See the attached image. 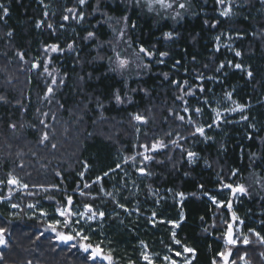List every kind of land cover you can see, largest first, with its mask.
<instances>
[{
  "label": "trees",
  "instance_id": "obj_1",
  "mask_svg": "<svg viewBox=\"0 0 264 264\" xmlns=\"http://www.w3.org/2000/svg\"><path fill=\"white\" fill-rule=\"evenodd\" d=\"M231 1L236 7L233 18L219 17L215 0H193V15L173 23L157 22L134 8L129 12L119 0H89L84 25L72 23L63 31L58 24L73 0H0L8 10L4 16L0 9V198L4 200L0 228L7 229L8 242L0 248V264H105L87 260L79 240L77 247L56 243V236L45 231L49 219L30 215V204L54 214L67 203V196L80 209L89 204L105 213L84 233L90 240L81 242L111 250L117 264H143L141 249L158 262L174 259L170 253L184 247L194 249L191 264H213V260L220 264L218 253L226 250L220 221L230 219L234 224L233 213L243 222L245 233L253 229L264 236V195L243 196L239 202L224 198L232 193L223 185H239L252 171L264 183V0ZM96 6L99 16L92 17ZM126 15L132 46L136 50L143 46L156 59L148 73L129 86L109 71L111 33L104 20ZM88 32L95 36L86 39ZM166 32L173 38L166 40ZM219 44L225 47L217 51ZM51 45L64 52L55 62L66 78L52 103L43 101L49 85L39 70L43 49ZM161 52L168 53L167 64L159 66ZM222 63L224 67L216 71ZM198 76L203 77L202 84L197 83ZM184 81L199 88L188 100L194 118L188 126L175 122L184 101L177 97L188 93ZM117 93L121 106L115 100ZM226 93L243 110L229 122L215 124L206 106L225 102ZM196 108L202 115H196ZM136 114L148 118L138 134L141 141L130 124ZM45 124L50 138L41 145ZM196 127H203L204 135L190 138ZM164 135L190 140L183 144V153L169 149L149 164L143 162L149 174H141L140 160H131L140 143ZM50 140L49 146L41 147ZM187 151L196 154L193 163L186 160ZM10 175L27 190L20 192L17 184L12 188ZM81 191L91 198L80 196ZM212 198L222 204L220 209ZM253 242L229 263L244 264L243 254L249 264H264L260 255L264 245Z\"/></svg>",
  "mask_w": 264,
  "mask_h": 264
},
{
  "label": "rangeland",
  "instance_id": "obj_2",
  "mask_svg": "<svg viewBox=\"0 0 264 264\" xmlns=\"http://www.w3.org/2000/svg\"><path fill=\"white\" fill-rule=\"evenodd\" d=\"M192 1L193 0H166V3H171L172 7L171 8H164L159 3H156L155 0H139V3H137V0H119V2L125 3L126 8L128 9L127 11H129V12H130V10H133V8H134L135 10L139 11L142 15H147V16H149L150 18H152L153 20H155L157 22L170 20L173 23L181 22L185 17H187L189 15H193L194 12H193L192 7H191ZM215 1L217 2V0H215ZM88 2H89V0H86V3L84 5H80L79 4V0H73V4L67 6L66 8L75 10L76 19H73V13H70V12L67 11V9H65L63 17L67 15L69 17V19L68 20H64L62 18L60 24H58L59 27H60V30H63V31L65 30L66 31L67 28H70L72 26V23H75L79 27L84 25L85 17L87 15V14H85V10L87 8ZM150 2H151V10H149V3ZM181 3H184L186 5V7L183 8V9L179 8V5ZM229 6L231 7L230 14L228 16H222L221 12L224 11ZM95 9L96 10L94 11V15H92V17L93 16H99L98 6H96ZM235 10H236V7L233 6V2L231 0H225L224 4H218L217 3V12H218L217 14L222 19L233 18V16L235 15ZM177 12L180 13L179 16H176ZM80 13H83V16H84L83 20H79ZM126 16L128 17V15H126ZM92 17L90 18V20H92ZM173 17H175V19ZM106 18L107 19H104V20L108 24V28H109L110 33H111V39H110L109 43L107 44V47H109L110 52H111V56L110 57L112 58L111 60L108 59L109 71L111 73H114L115 75H117L120 79L125 80L126 86H129L130 82L138 81L141 78H143V76L148 73L150 64L155 63L156 59H155L154 56L147 57L143 53H140L139 58L135 55V53L139 52V49L136 50L132 46L131 39H130L131 37L129 35V30H128V26H127L128 23H127V25H125V22L122 19L123 17H120L119 19L111 17L112 18L111 20H109L108 17H106ZM44 19H45V21H48L47 14L44 17ZM113 29H115V31H113ZM121 29L125 30L124 31V36H123L122 39L119 38V32H120ZM129 44L131 45V47H129ZM71 45H72V48H73V44H71ZM220 47L224 48L225 46H222V45L219 44V46H217V48L219 49ZM113 48H115V50L120 53L122 58H126V59H128L130 61V63L128 64V66L126 68L117 69L116 56H115V52L113 51ZM45 49H48V51H45ZM66 52L70 53L71 51L68 48ZM63 54H64V52L61 51L60 49L58 51H56V52H52L50 50V47H47V48L43 49L42 64L39 67V70H41L42 78L44 79L45 84L49 85V86L51 85L52 88H53V93L48 96V99H43L44 102H51L52 103V100L54 99L56 94H58V91L60 89H63V87H64V85L66 83V78L60 74V71H59V68L57 66V63L55 62V58L57 56H62ZM166 59H167L166 56L165 57H161L160 56L159 57V61L163 60V63H158V65L162 66L163 64H167L166 63L167 62ZM45 64H47L49 72L52 73L51 76L48 75V73H46L44 71ZM143 65H148V67H144ZM53 78H55L56 81H57L56 84H54V85L52 84ZM202 82H203L202 79H197V83L202 84ZM190 86L191 85H189V84L185 85V88H184L185 92L186 91H188V92L191 91L193 94L192 95H188V94L183 95L184 101H183V105H182V111L178 112L176 114L175 122L181 124L182 126L185 125V124H187V126H188V124H189L188 123V119L189 118H191V120H194L193 116L190 115V109H189L188 112H184L183 111V109L185 107L188 108V100L194 98L196 90L199 89L197 87V85L192 87V88ZM182 94L183 93H181V95ZM126 101H128V100H126ZM185 101H186V103H185ZM233 103L234 102H233L232 98L231 99L227 98V100L225 102H218L214 106L211 105V104H208L206 106V109H207L208 113L212 114L213 119L216 121L215 124L227 123V122H229V120H231V118H233V116L235 114L241 112V110L239 108H237V106H235ZM119 104H120L119 106H121V103H119ZM129 104H131V103H128L127 105H129ZM214 109L216 111L220 112V116H218V117L216 116V112L213 111ZM233 109H236V110L233 111ZM177 115L184 116L185 120L184 121H180L179 119H177ZM196 115L200 116L202 114L201 113L200 114L196 113ZM133 116L134 115H132L131 118H130V120L132 122V123L130 122V124H133V127H132L133 130L137 129L136 130V134H137L138 139L141 141V137L138 134H140L142 132V130H143L142 128H145L147 126V123L135 121L132 118ZM141 116H143V115H141ZM143 117H145V116H143ZM145 118L147 119V122H148V118L147 117H145ZM125 125L130 126V125L126 124V123H125ZM127 126H126V128L129 129V127H127ZM44 128H45V133H47L48 138H50V134L48 132V128H49L48 125L45 124ZM198 135H200V134L196 133L195 135H192L190 138H193L194 136H198ZM165 137L166 136L164 135L161 138L155 139L154 141L153 140H149L146 143L145 142L140 143V146L142 145L141 148L138 149L136 155L134 156V159H131V160L133 161L135 159H139L140 160V166H142L143 162L146 163V164H149L150 161L153 160V157L155 155H157L159 153H162V152H166L169 149H174V151H178V152H182L183 153L184 150H185L183 144H185L187 141L190 140V138H187V137L182 138L180 135H176L174 137H170V138H166V139H165ZM173 140L178 141V145L179 146L173 145L171 143ZM45 141L46 140H44L43 143ZM158 141H163V143L165 145H167V146L166 147H158L155 151L151 150L152 149V145L154 143L158 142ZM43 143H41V145H43ZM50 144H51V140L45 146H41V147H46V146H49ZM144 145L148 146V149H149L148 151H145V148L143 147ZM188 152L189 151L185 152L186 160H188L190 163H193L197 159V157L195 156L190 161V159L188 157ZM144 156H150V157H152V159L145 160ZM141 168H143V166ZM241 184L244 185L248 189V193L246 195L239 194V193L233 194L231 189H228L232 194L231 195H225L224 198L228 199L229 197H231L232 199L236 200V202H239L240 199L243 196H247V197H251V196L262 197L264 195V183H263V180L261 179L259 174L256 173L255 171H252L250 175H248L246 178H244V180L242 181ZM17 185H19L21 187V188L18 189L19 191L21 190L20 192H23V191L27 190L26 188L22 187L21 183H19ZM10 186L12 187L13 185H10ZM37 190H42V189L38 188ZM86 196L87 195H84L83 198H85ZM86 198H91V197H86ZM2 201H4V200L0 198V203H2ZM210 201L214 205H218V203H214L213 200H210ZM219 204H220V206L219 207L217 206V207L220 209L222 204L221 203H219ZM66 205H67V203L64 206H61V208L65 207ZM231 208H232V206H231ZM16 210H18V209L16 208ZM42 211L46 212L48 214L47 216H44L45 220L49 219L48 225L50 223H52L53 221H55V220H63V217H60L57 214V212H55L54 214H51V213H49L48 209L44 208V207L40 208V207L35 206L34 208H31L30 209V215L37 216L39 214L41 216V212ZM72 211H74V212H83L84 209H80L78 206H74L72 204ZM112 214L116 215L117 213H116V211H114V212H112ZM128 214H131V213L127 212L126 215H128ZM102 219L97 217L95 220L88 222L85 219H81L79 216H73L72 217L73 221L80 220V223L79 224H74L73 227H75L76 229H83V232L85 233V232H87V228L92 227V224H97ZM220 224H223L220 229L222 230L221 234L223 235L222 236V241H224V245H225V248H226L225 251H227L229 249L231 250L230 257L238 255V252H240V250L243 247L252 246V244H254L253 239H255L257 241L256 235L254 233H245L244 230L242 229L243 222L241 223L240 220L235 219L234 227H233V238L237 240V244L235 246L226 245L225 244V233L227 232L228 225L231 224V221H230V219H223L222 218L221 221H220ZM48 225L45 226V231L52 232L51 230H48ZM178 225L179 224H176V226H178ZM214 226H215V224H213V227ZM58 230L62 231V232H65V233H68V232L70 233L71 232L70 228H63L62 226L59 227ZM53 235L56 236L55 233ZM244 236H247L249 238V240L251 241L247 245H245L242 242ZM56 243H61V244L65 245V243H62V242H60L57 239H56ZM79 243H83V242L79 241ZM1 247H3V246H0V248ZM142 252L146 253L152 259L153 264H171L172 261H176L177 264H187V261H191L192 262V260H193L192 252L185 253L183 250L182 251H178L177 250L175 252L170 253V256L171 255L174 256V259L171 258L169 260H165L164 259L165 257H164L163 259H161V262L156 261L157 259H155L154 256H151L149 254L148 250L141 249L140 250V254ZM177 252H181L182 255L177 256L176 255ZM242 256H243V254H242ZM242 262L244 264H249L248 262L245 261V257H244V260ZM142 263L143 264H147V262L144 259H142ZM220 264H223V258L221 259V263ZM229 264H231V262Z\"/></svg>",
  "mask_w": 264,
  "mask_h": 264
},
{
  "label": "snow or ice",
  "instance_id": "obj_3",
  "mask_svg": "<svg viewBox=\"0 0 264 264\" xmlns=\"http://www.w3.org/2000/svg\"><path fill=\"white\" fill-rule=\"evenodd\" d=\"M155 2L156 3H159L164 8H171L172 7V4L171 3H166V0H155ZM85 3H86V0H79V4L80 5H84ZM137 3H139V0H137ZM217 3L218 4H224L225 3V0H217ZM185 7H186V5L184 3H181L179 5V8H181V9H183ZM0 9H2L4 16H6L8 14L7 8H4L3 5H0ZM149 10H151V2L149 3ZM67 11L70 12V13H73V19H76V15H75V10L74 9H67ZM230 12H231V7L229 6L224 11L221 12V15L222 16H228L230 14ZM179 15H180V13L177 12L176 13V16H179ZM0 18H3V17H0ZM173 18L175 19V17H173ZM63 19L64 20H68L69 17L66 15V16L63 17ZM83 19H84L83 13H80L79 20H83ZM108 19L111 20L112 18L111 17H108ZM122 19L124 20L125 25H127L128 17L125 16ZM205 23H207V21ZM48 26L50 28L52 27L51 24H49ZM37 27H39V24L37 25ZM133 27H135V25H133ZM213 27H215V25H213ZM113 31H115V29H113ZM124 31H125L124 29H121L120 30V32H119V38L120 39L123 38ZM8 35L11 36L12 33L9 32ZM94 36H95V33L88 32L86 39L93 38ZM164 38L166 40L172 39L173 38V33L172 32H166V33H164ZM216 39L219 40V37H217ZM49 47H50V50L52 52H56V51L59 50L57 45H51ZM68 47H69V49H71L72 48V45L70 44ZM129 47H131L130 44H129ZM217 50H219V49L217 48ZM45 51H48V49H45ZM113 51L115 52V56H116V66H117V69H124V68H126L128 66V64L130 63V61L128 59H126V58H122L121 55H120V53L117 52L115 50V48H113ZM140 53H143L147 57H152V56L155 55L154 52L149 51L148 49L144 48L143 46H140L139 52L135 53V55L139 58ZM19 55H20V58L23 59V54H19ZM159 55L161 57H165V56L168 55V53L167 52H161ZM235 55L236 56H240L241 53L239 51H237L235 53ZM109 59L111 60L112 58L110 57ZM158 63H163V60L158 61ZM177 63H179V61H177ZM143 66L144 67H148V65H143ZM32 67L33 68H36V67H38V64H33ZM223 67H224V64L222 63L216 69V71H220ZM235 68L241 69L242 68V65L235 64ZM44 71L46 73H48V75H50V76L52 75V73L49 72V70H48L47 64H45ZM247 75H248L249 78H251L253 74L249 70L247 72ZM164 77H165V79H167L168 78V74L167 73H164ZM197 78L198 79H203L202 76H198ZM209 79H212V78L209 77ZM56 82H57L56 79L53 78L52 84L54 85V84H56ZM173 83H178V82H175L174 81ZM187 83H188L187 81H184V84L185 85ZM181 90L183 91V88L182 87H181ZM200 90L203 91L204 90L203 87H201ZM52 93H53V88L50 85L48 87V89H47V93L45 94L44 99H48V96L50 94H52ZM187 94L188 95H192L193 93L191 91H189ZM226 96H227L228 99H231V93H226ZM0 99H2V98H0ZM177 99L183 100V96H178ZM115 100H116L117 103H122V99H121V97H120V95L118 93L115 95ZM205 102H207V101H205ZM185 103H186V101H185ZM243 107H244L243 105H237V108H239L240 110H243ZM235 110L236 109H233V111H235ZM183 111L184 112H188L189 109L187 107H185L183 109ZM213 111L216 112V116L217 117L220 116V112L219 111H216L215 109ZM195 112L197 114H200L202 112V109L196 108L195 109ZM44 115L46 116L47 113H45ZM132 118L135 121L147 123V119L145 117L139 115V114L134 115ZM177 119H179L180 121H184L185 120V117L182 116V115H177ZM244 119H247V117H244ZM41 123H43V121H41ZM188 123H193V121L191 120V118L188 119ZM12 127H15V125H13ZM209 127H211V125H209ZM196 133H199L201 136H203L204 135V128L203 127H196L195 132H193L192 135H195ZM168 135H171V133H168ZM47 139H48V135H47V133H45L43 135L42 139H41V143H43V141L44 140H47ZM171 143L173 145L179 146L178 145V141H176V140H173ZM166 146L167 145H165L163 143V141H158V142H156V143H154L152 145V149L151 150L155 151L158 147H166ZM53 147H55V145H53ZM143 147L145 148V151H148L149 150L147 145H144ZM195 156H196L195 153L188 152V157H189L190 161ZM132 159H134V157ZM144 159L145 160H150V159H152V157H150V156H144ZM125 162H127V161H125ZM119 167H120V165L117 164V168H119ZM139 171L141 172V174H149V173H146L143 168H140ZM57 174L59 175V173H57ZM235 174L236 173L234 171L233 172V175H235ZM81 175H83V174H81ZM104 175L107 176L108 173L106 172V173H104ZM99 180H100V177H97V181H99ZM0 183H2V181H0ZM19 183L20 182L15 177H12L10 175L9 180H8V184L9 185H14V184H19ZM22 187L27 188L28 186L26 184H24V185H22ZM84 187L85 188H88V187H90V185L85 184ZM223 187L228 188V189H231V191H232L233 194L239 193V194L246 195L248 193V189L244 185H242V184L236 185L235 187H233V185H231V184H225V185H223ZM80 195L81 196H84V195H86V193L83 192V191H81L80 192ZM108 195H111V194L108 193ZM179 195L181 197H183V193H180ZM94 198L95 197H93V199ZM212 199H213V202L214 203H217L215 201V198H212ZM66 200H67V205L65 207H62V208L61 207H58L56 209L57 214L60 217H63V220H55V221H53L52 223H50L48 225V230H51L52 232H54L55 235H56V239L59 240L62 243H65V244H67V243H69L70 241H73V240H79V241H88V240H90L89 235L84 234L83 229H76L75 227H73L74 224H79L80 223V220L73 221L72 220V217L73 216H79L81 219H85L86 221L90 222V221L95 220L97 217H99V218L102 219L104 217L105 213L103 211L97 212L89 204H85L84 205V211L83 212H74V211H72V204H73L72 197L71 196H67L66 197ZM219 206H220V204L218 203V207ZM12 207L13 208H16V207H18V205L13 204ZM28 207L29 208H34L35 205H31L30 204V205H28ZM119 207H124V206L123 205H119ZM228 207H229V209H231V203L230 202L228 203ZM41 215L42 216H47L48 214L46 212H43L42 211L41 212ZM233 219L234 220L235 219H238L236 217L235 213H233ZM241 223H242V221H241ZM61 226L63 228H70L71 229V232L70 233H65V232L59 231L58 228L61 227ZM249 231L250 232H253L256 235V237H257V241L260 244L264 245V236H260V234L257 233V232H255L253 229H250ZM6 232H7V229L0 228V246H3V247H7V243H8L7 240H6V238H5V233ZM42 234L43 233H41V235ZM172 235H173V239H174L175 243L176 244H180L181 242L179 240H175V232H173ZM37 238H39V237H37ZM242 242L245 245H247L251 241L249 240V238L247 236H244ZM141 243L143 244V242H141ZM225 244L226 245L231 244L233 246H235L237 244V240L233 238L232 224H229L228 225V230L225 233ZM71 247H77V245L76 244H72ZM79 248L84 253H88L87 260L96 261V260L99 259L100 261H106L107 264H117L115 258L112 255V251L109 250L108 252H105L104 249L101 248V246H100L99 243L98 244H95V245H93L91 243H79ZM183 251L185 253H187V252L194 253V249H191V248H188V247H184ZM176 255L177 256H180V255H182V253L181 252H177ZM218 255L223 258V264H229V256L231 255V250L230 249L227 250V251H225V252H220V253H218ZM245 255H246V253H245ZM260 255H261V257H264V252H262ZM141 256L147 262V264H153L152 259L146 253L142 252L141 253ZM2 259H3V255L0 254V260H2ZM164 259L165 260H169L170 258L169 257H165ZM240 259L241 260H244V256H241ZM29 264H30V262H29ZM129 264H134V262L130 261ZM171 264H177V262L176 261H172ZM187 264H191V261H187ZM213 264H217V262L215 260H213ZM231 264H236V261L235 260H232L231 261Z\"/></svg>",
  "mask_w": 264,
  "mask_h": 264
},
{
  "label": "water",
  "instance_id": "obj_4",
  "mask_svg": "<svg viewBox=\"0 0 264 264\" xmlns=\"http://www.w3.org/2000/svg\"><path fill=\"white\" fill-rule=\"evenodd\" d=\"M232 228H233V225H232ZM53 234H54V232H52ZM76 241L75 240H73V241H70L69 243H67V244H65V245H71V244H74ZM228 245H230L231 246V244H228ZM229 259H230V256H229ZM105 262V264H107V262L106 261H104Z\"/></svg>",
  "mask_w": 264,
  "mask_h": 264
},
{
  "label": "bare ground",
  "instance_id": "obj_5",
  "mask_svg": "<svg viewBox=\"0 0 264 264\" xmlns=\"http://www.w3.org/2000/svg\"><path fill=\"white\" fill-rule=\"evenodd\" d=\"M233 225V227H234V224H232ZM232 231H233V228H232ZM99 260V259H98ZM229 261H230V259H229ZM104 262V261H103ZM105 263V262H104Z\"/></svg>",
  "mask_w": 264,
  "mask_h": 264
},
{
  "label": "flooded vegetation",
  "instance_id": "obj_6",
  "mask_svg": "<svg viewBox=\"0 0 264 264\" xmlns=\"http://www.w3.org/2000/svg\"><path fill=\"white\" fill-rule=\"evenodd\" d=\"M75 244V243H74ZM72 245V244H71Z\"/></svg>",
  "mask_w": 264,
  "mask_h": 264
}]
</instances>
